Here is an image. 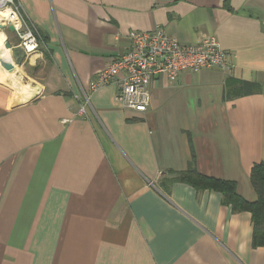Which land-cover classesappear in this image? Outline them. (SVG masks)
Wrapping results in <instances>:
<instances>
[{
  "label": "crops",
  "instance_id": "0c3cea01",
  "mask_svg": "<svg viewBox=\"0 0 264 264\" xmlns=\"http://www.w3.org/2000/svg\"><path fill=\"white\" fill-rule=\"evenodd\" d=\"M16 1L43 44L0 65V264H264L250 213L173 180L193 153L201 174L257 199L264 0ZM157 26L183 45L214 36L230 70L157 77L145 113L124 110L111 83L80 115L129 35ZM0 31L13 50L17 35ZM11 50L0 60L14 63ZM241 83L256 88L234 97Z\"/></svg>",
  "mask_w": 264,
  "mask_h": 264
},
{
  "label": "built area",
  "instance_id": "2783aa9c",
  "mask_svg": "<svg viewBox=\"0 0 264 264\" xmlns=\"http://www.w3.org/2000/svg\"><path fill=\"white\" fill-rule=\"evenodd\" d=\"M2 27L14 28L18 37L15 48H20L25 58L39 51L43 44L41 35L16 0H0V30ZM129 40V52L112 61L90 83L85 94L86 106L80 109V115L86 113L90 104L88 95L111 83L117 84V101L124 110L145 113L151 101L150 86L157 77L163 76L173 84L183 73L211 68L227 71L231 67L229 53L214 36L205 37L195 45H183L157 26L150 31H134Z\"/></svg>",
  "mask_w": 264,
  "mask_h": 264
},
{
  "label": "trees",
  "instance_id": "16d2710c",
  "mask_svg": "<svg viewBox=\"0 0 264 264\" xmlns=\"http://www.w3.org/2000/svg\"><path fill=\"white\" fill-rule=\"evenodd\" d=\"M256 86L241 83L234 97L250 95ZM174 181L186 184L197 192H217L222 196V204L230 207L234 212H248L252 217L254 248L264 247V163L255 164L251 170L250 182L257 199L249 202L237 193L236 183L201 174L196 168L195 155L186 171L179 172Z\"/></svg>",
  "mask_w": 264,
  "mask_h": 264
},
{
  "label": "water",
  "instance_id": "95a60500",
  "mask_svg": "<svg viewBox=\"0 0 264 264\" xmlns=\"http://www.w3.org/2000/svg\"><path fill=\"white\" fill-rule=\"evenodd\" d=\"M1 29L5 30L4 27H2ZM8 31L13 32L14 28L9 27ZM5 46H6L7 50H11L10 44L7 43ZM11 52H12V59H13L14 63L12 61L6 60V59L0 60V65L7 71L14 70L15 65L20 66L23 64V62L25 60V54L20 48H14L13 50H11Z\"/></svg>",
  "mask_w": 264,
  "mask_h": 264
},
{
  "label": "bare ground",
  "instance_id": "6f19581e",
  "mask_svg": "<svg viewBox=\"0 0 264 264\" xmlns=\"http://www.w3.org/2000/svg\"><path fill=\"white\" fill-rule=\"evenodd\" d=\"M2 13L5 15V11H3ZM5 39H6L5 34H4L3 32L0 31V48L5 47V46H4V41H5ZM4 52H5V51H4ZM6 53H7V51H6Z\"/></svg>",
  "mask_w": 264,
  "mask_h": 264
},
{
  "label": "rangeland",
  "instance_id": "374dc122",
  "mask_svg": "<svg viewBox=\"0 0 264 264\" xmlns=\"http://www.w3.org/2000/svg\"><path fill=\"white\" fill-rule=\"evenodd\" d=\"M13 35H12V37L13 38H15V36H16V34L14 33V32H11ZM17 37V36H16Z\"/></svg>",
  "mask_w": 264,
  "mask_h": 264
}]
</instances>
